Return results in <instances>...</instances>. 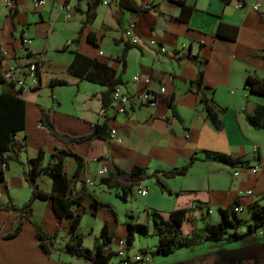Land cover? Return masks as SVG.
Returning a JSON list of instances; mask_svg holds the SVG:
<instances>
[{"label":"crops","instance_id":"1","mask_svg":"<svg viewBox=\"0 0 264 264\" xmlns=\"http://www.w3.org/2000/svg\"><path fill=\"white\" fill-rule=\"evenodd\" d=\"M10 1L0 2V73L9 63L24 66L31 60H37L40 69L38 85L33 89H18L0 82V92L4 89L24 100V126L15 133L16 145L20 147L17 160L2 165L0 157V264L67 263L57 257L64 252L67 219L59 226L49 199L35 198L27 211H21L20 230L5 237L19 214L8 206L19 207L28 199L30 186L23 171L29 168L27 160L39 148L44 159L54 146L69 149L70 154L63 160L68 186L77 191L83 182L88 191L80 204L72 206V212L80 215V222L83 211L94 217L106 208L91 206L93 199L107 203L101 194L111 192V187L99 183L103 175L97 173L105 161L124 171L140 166L149 174L180 167L194 154L195 160L183 175L161 177L164 190L153 178L131 188V195L139 194L142 187L147 189L140 196L150 195L143 204V216L132 215L136 222L150 224L146 210L165 218L172 209H189L181 224L183 235H189L193 226L201 229L205 224H215L217 208L236 202L246 210L253 202L264 203V128L251 126L245 118L254 105L263 102V97L243 88L246 75L264 77V0H242L245 6L239 9L234 8L237 0H103L96 8L94 20L75 43L71 40L92 0H45L39 8H34L31 0ZM252 3H258V7L251 8ZM63 5L69 6L67 20L61 16ZM128 21L135 23L140 44H130L125 50L121 71L118 58L123 41H127L123 30ZM220 22L225 26L220 29L223 34L218 35ZM227 26L235 27L233 37ZM88 32L92 43L86 38ZM148 39L156 40L165 51L149 46ZM185 52L192 57L179 58ZM91 61L106 63L114 76H119L121 82L117 85L128 96L123 111L117 109L118 104L110 95L109 106L103 114L99 112V95L106 86L86 78ZM71 63L73 72L67 71ZM198 70H202L200 87L194 83ZM134 75L147 76L150 81L147 85L133 81ZM159 86L164 92L158 93L154 105L138 99L144 87L155 90ZM201 96L223 108L221 129L214 130L205 120ZM42 108L52 109L59 132L86 134L94 123L105 122L109 135L64 145L39 123ZM205 150L246 160L249 166L258 164L259 169L251 173L245 166L229 167L206 155ZM75 156L81 159L78 172ZM234 171L237 175H233ZM86 180L91 184H86ZM37 186L48 192L52 181L40 175ZM246 190L250 193L245 194ZM110 214L99 219L97 232L93 233L90 227L87 242L82 236L84 246H93L103 223L111 235V251L117 240H125L127 219L119 222L113 212ZM34 224L51 237V242L46 243L49 255L38 246ZM118 260L112 256L108 264H119ZM78 262L88 264L84 260Z\"/></svg>","mask_w":264,"mask_h":264},{"label":"trees","instance_id":"2","mask_svg":"<svg viewBox=\"0 0 264 264\" xmlns=\"http://www.w3.org/2000/svg\"><path fill=\"white\" fill-rule=\"evenodd\" d=\"M102 1L103 0H92L87 3L86 9L83 11L84 18L82 24L77 35L71 40L73 43L78 41L83 29L94 20L96 16V8L102 3ZM109 1L110 0H108L107 3H109ZM75 8L78 9L77 6H75ZM222 26L225 25L221 22L218 23L216 29L218 35L223 34L220 31ZM227 27L231 28L232 35L230 37H233L236 30L235 27ZM86 38L89 42H93L90 32L87 33ZM130 46L131 45L126 40L123 41V51L118 58L121 62V71H124L125 66L124 52ZM262 51L264 52V45ZM77 55L78 53L75 52V57ZM191 57L192 56L189 52L181 53L179 56L181 59ZM67 71L73 72L72 63L69 65V68H67ZM88 72L89 73L86 77L88 80L106 86V89L99 95L100 106L102 109L106 110L110 103L111 92L115 85L120 84V78L119 76H114L113 70L104 62L91 61ZM201 77L202 70H198L197 77L194 81L197 87H200L201 85ZM1 81L2 78L0 75V82ZM243 88L250 93L263 97V102L254 105L252 111L247 113L245 118L251 126L255 128H264V77L259 79L252 75H246L243 81ZM166 101L169 104L170 97L167 98ZM200 102L205 113V120L209 123L211 128L214 130L221 129L222 122L220 114L223 108L204 96H201ZM51 110V108L40 109L38 121L50 136L62 142L64 145L95 138L105 139L109 135L110 130L105 122L94 123L91 131L86 134L71 135L59 132L56 129L54 119L51 116ZM23 126L24 100L3 89L0 92V157L2 163L6 164L8 160H17V154L20 147L16 145L15 133L21 130ZM204 152L206 155L212 156L217 162L229 167L248 166L246 160L233 157L223 152L212 150H205ZM3 154L5 155L2 157ZM67 154H70V151L66 146H54L49 157L44 159L43 150L39 148L37 154L27 160L29 168L26 171H23V176L30 186V194L28 199L19 207H14V205L8 206L17 209L19 214L17 215L14 226L5 234V237L14 236L20 230L22 224L21 211H27L31 202L35 198L49 199L53 213L59 220V226L64 219H67L65 231L66 240L64 242L63 251L71 256L83 259L88 262V264H108L109 259L112 256H116V254L114 251H111L110 248L108 250L103 249L105 246L109 247L111 242V235L107 232V226L105 223L102 224L96 241L91 248L82 244V235L79 232L80 215L72 212V206L74 204H80L88 194V191L83 182H81V187L77 191H73L68 186V179L63 171V160ZM75 158L77 160V168L75 172H78L81 167V159L77 156H75ZM194 160L195 156L192 154L188 161L180 167L166 170H154L149 174H147L145 169L140 166L135 165L129 171H124L115 163L105 161L107 172L99 179V183L106 187L119 189L118 196L121 199L126 200L131 193V188L135 185H139L141 181L147 178H153L155 184L161 190H164V183L161 177L172 178L178 175H183ZM40 175H46L51 179L52 186L50 191L45 192L38 188L37 179ZM236 204V202H233L224 208H217L216 212L218 221L215 224H205L201 229L193 226L189 235H183L181 233V224L187 218V212L189 210L187 208L172 209L168 212V215L165 218L161 217L156 211L146 210L150 224L136 222L132 220V215L129 214V219L124 223L126 229L125 243L127 249L131 245L135 233L146 235L151 231L152 234L156 236L154 253L160 255L170 254L177 248L192 247L199 242V239L209 243H218L222 239L240 240L242 244L238 248L227 250L226 253H224L228 259L235 258V255H238L239 253H242L245 256L251 249H255V251L261 250L260 248L264 247V240L260 241L258 237L262 236L264 238V203L258 204L253 202L249 204L246 209L248 213L247 218L239 217V212L233 210V207ZM98 205L103 206L105 204L98 203L95 199L91 201V206L95 209ZM34 226L39 248L44 254L49 255L46 243L51 242V237L47 235L38 224H34ZM250 236L255 238L253 244L247 243ZM255 243H257V245ZM142 251L144 250H141V252ZM249 256H251V254L248 255V258Z\"/></svg>","mask_w":264,"mask_h":264},{"label":"rangeland","instance_id":"3","mask_svg":"<svg viewBox=\"0 0 264 264\" xmlns=\"http://www.w3.org/2000/svg\"><path fill=\"white\" fill-rule=\"evenodd\" d=\"M116 192L117 196H115ZM118 193L119 189L111 187V192L109 194H101L102 198H104L103 200L107 202L103 206H106L108 210H106V208H102V210L98 212L97 216L93 217L83 211L82 220L79 225V232L85 238V242H87L90 227L92 228L93 233L97 232L101 223L99 219L111 215V212L115 214V217L119 220V222H124L126 219L128 220L129 214L139 217L143 216V204L149 201L150 195L143 197L140 196V194L131 195L130 193L126 200H123L118 196ZM238 216L241 218H247L248 213L246 210H243L238 213ZM258 238L260 241L264 240L262 236ZM254 239V237L250 236L247 243L253 244L255 242ZM241 244L242 242L236 239H222L218 243H209L199 239V242L192 247H181L177 248L170 254L160 255L154 253L156 236L149 231L146 235L136 234L131 242V245L127 249V252L132 254L134 252H141V250H144L142 251V254L146 260L140 262L139 264H264V247H261V250L258 251L251 249L249 251V253L251 252V256H249V258V253H246L245 256L242 253H239L238 255H235V258L228 259L224 253H226L227 250L238 248ZM255 244L257 245V243ZM57 257L60 261L64 260L67 262L66 264L69 262L72 264H79L78 261H83V259L76 258L65 252ZM117 257L118 256H114V259L118 260ZM118 263L123 264V261H119Z\"/></svg>","mask_w":264,"mask_h":264},{"label":"built area","instance_id":"4","mask_svg":"<svg viewBox=\"0 0 264 264\" xmlns=\"http://www.w3.org/2000/svg\"><path fill=\"white\" fill-rule=\"evenodd\" d=\"M31 1H32V5L34 8H39L45 3V0H31ZM0 2L9 4L11 1L10 0H0ZM143 6L148 7V4H144ZM243 6H245V3L239 0H237L234 4V8L236 9L242 8ZM250 6L251 8L256 9L258 7V3H252ZM60 9L63 11L61 15L62 19L64 20L69 19L70 17L69 6L63 5L60 7ZM123 34L129 44H137V43L140 44L139 39L135 34V23L133 21H128L126 23V26L123 30ZM23 41L25 42L26 39H24ZM147 44L149 46H155L156 49H158V51L160 52L165 51V48L160 43H157V41L154 39H148ZM39 69H40L39 63L37 60H31L25 63L24 66L16 65L14 63H9L5 68L2 69L0 75H1L2 81L8 84H13V86L18 89L19 88L33 89L37 87L38 82H39ZM132 80L136 82L142 81L143 84L147 85L150 81V78L147 76L134 75L132 77ZM163 92H164L163 86H159L155 90L144 87L140 95H138V99L141 102L146 103L148 105H154L156 102V98H158V93H163ZM111 97L118 104L117 109L119 111H123L124 105L128 101L127 94L121 91L118 85H115L111 92ZM104 111L105 110L102 108L99 110L101 114H103ZM1 164L4 165V163H1ZM245 167L251 173H256L259 169L258 164L253 165V166L248 165ZM106 172H107V169H106L105 163H102V165L98 168L97 173L100 175H105ZM233 175H237V172L234 171ZM85 182L86 184H91L89 180H86ZM146 189H147L146 187H142L138 189V193L140 195H145ZM244 193L249 194L250 190H246L244 191ZM239 194H242V192H239ZM233 210L235 212H240L243 210V207L239 203H237L233 207ZM103 249L108 250L109 247L105 246ZM114 253L116 254V256L122 259L123 264H139L140 262L146 260L144 259V256L142 252L140 251L129 254L127 252V245L124 239L117 240Z\"/></svg>","mask_w":264,"mask_h":264}]
</instances>
